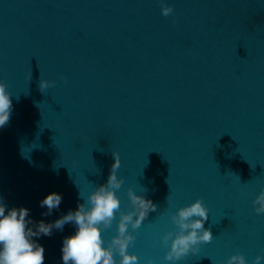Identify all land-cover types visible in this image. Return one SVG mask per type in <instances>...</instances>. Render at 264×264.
Here are the masks:
<instances>
[{
	"label": "water",
	"instance_id": "water-1",
	"mask_svg": "<svg viewBox=\"0 0 264 264\" xmlns=\"http://www.w3.org/2000/svg\"><path fill=\"white\" fill-rule=\"evenodd\" d=\"M164 3L168 16L159 0H0V82L12 101L0 197L51 222L105 183L115 151L121 208L128 187L156 205L129 248L141 264H162L168 214L196 198L213 238L177 264L235 253L250 264L264 256V214L251 203L264 185V0ZM41 78L53 82L44 91ZM49 192L61 203L42 217ZM73 230L39 237L44 264H61Z\"/></svg>",
	"mask_w": 264,
	"mask_h": 264
},
{
	"label": "clouds",
	"instance_id": "clouds-1",
	"mask_svg": "<svg viewBox=\"0 0 264 264\" xmlns=\"http://www.w3.org/2000/svg\"><path fill=\"white\" fill-rule=\"evenodd\" d=\"M160 13L168 16L173 9L159 0ZM31 73L29 74L30 77ZM52 81L41 78L39 90L49 88ZM12 101L5 84L0 82V128L9 120ZM113 162L103 184L92 188L86 195L79 193L83 203H77L51 222L43 219L33 221L29 209L20 206H7L0 197V264H44V247L38 243L41 235L47 237L52 230L63 231L65 224H71L74 230L62 237L59 253L61 264H141L137 254L129 251L133 246V233L156 205L143 195H137L132 187L126 189L127 209H122L116 192L122 185L117 176L120 165L119 156L112 151ZM57 192L45 194L39 201V207L45 209L41 216H50L61 203ZM252 210L257 215L264 214V185L251 201ZM173 230L165 231L159 237V245L164 249L162 264H177L189 253H196L199 246L212 240L209 228L204 227L208 219V208L200 198L176 207L168 214ZM113 222H115L113 227ZM112 234L105 238L106 230ZM34 237L36 239H34ZM264 256L256 255L250 264H262ZM142 264H153L146 258ZM214 264V262H213ZM219 264V262H216ZM222 264H249L240 253L229 255Z\"/></svg>",
	"mask_w": 264,
	"mask_h": 264
}]
</instances>
